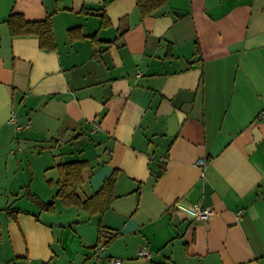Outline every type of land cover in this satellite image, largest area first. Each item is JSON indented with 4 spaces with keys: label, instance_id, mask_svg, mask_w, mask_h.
Instances as JSON below:
<instances>
[{
    "label": "crops",
    "instance_id": "1",
    "mask_svg": "<svg viewBox=\"0 0 264 264\" xmlns=\"http://www.w3.org/2000/svg\"><path fill=\"white\" fill-rule=\"evenodd\" d=\"M99 8L108 26L84 12ZM11 13L48 17L55 50L11 36ZM263 111L264 0H168L144 17L135 0H0V264H264ZM79 160L81 199L119 170L102 214L55 197V165ZM27 189L54 191L53 211Z\"/></svg>",
    "mask_w": 264,
    "mask_h": 264
},
{
    "label": "trees",
    "instance_id": "2",
    "mask_svg": "<svg viewBox=\"0 0 264 264\" xmlns=\"http://www.w3.org/2000/svg\"><path fill=\"white\" fill-rule=\"evenodd\" d=\"M168 0H135L136 8L141 17L151 16L161 9ZM86 13H93L100 18V26H108L109 19L105 14L104 8L84 10ZM9 34L15 36H36L38 38L39 47L46 51H53L56 44L52 34L51 22L49 18L43 20H26L21 13H11L6 19ZM122 33L119 32L118 36ZM69 40L85 38L80 28H72L68 30ZM93 42H99L95 35L90 36ZM108 42V41H106ZM198 46V45H197ZM198 51V47H196ZM89 167L85 160L61 162L55 165L57 169V179L53 182L56 186L55 197L59 199L64 206H75L82 209L89 215L102 214L111 205L115 199V185L119 175V170L113 169L106 176L101 186L89 197L81 199L77 195V190L83 183V170ZM26 197L32 201L40 210L53 211L54 203L52 201L45 202L37 195L28 191L25 192ZM6 212L12 216L16 209L6 208ZM13 217V216H12ZM101 226L98 225L97 236L100 238ZM113 237H110L106 243H110Z\"/></svg>",
    "mask_w": 264,
    "mask_h": 264
},
{
    "label": "built area",
    "instance_id": "3",
    "mask_svg": "<svg viewBox=\"0 0 264 264\" xmlns=\"http://www.w3.org/2000/svg\"><path fill=\"white\" fill-rule=\"evenodd\" d=\"M261 116H264V111L260 113ZM91 129L92 131H96L99 128V119L98 117L93 118L90 121ZM207 161L206 159L202 158L198 160V165L200 167H204L206 165ZM186 215L191 217L192 219H205L208 217L211 213V211L206 207L203 208L200 205L197 204H181L179 207ZM242 213V210L238 211V215ZM104 248V245L99 243L95 246L96 252H101ZM139 256H149L150 252L147 248H142L138 251ZM111 264H119L121 262L120 259L112 257L108 260Z\"/></svg>",
    "mask_w": 264,
    "mask_h": 264
},
{
    "label": "rangeland",
    "instance_id": "4",
    "mask_svg": "<svg viewBox=\"0 0 264 264\" xmlns=\"http://www.w3.org/2000/svg\"><path fill=\"white\" fill-rule=\"evenodd\" d=\"M40 180H42V179H40ZM36 184H37V185H40L39 181H37ZM53 190L55 191V188H53ZM54 191H53L52 193H51V192L44 191V192H45V193H43V194H44L43 196H44V198H45L44 200H45V201H50V200H52V197H53V195H54ZM26 207H29V208H30V207H32V206H31V204H28V205H26Z\"/></svg>",
    "mask_w": 264,
    "mask_h": 264
},
{
    "label": "water",
    "instance_id": "5",
    "mask_svg": "<svg viewBox=\"0 0 264 264\" xmlns=\"http://www.w3.org/2000/svg\"><path fill=\"white\" fill-rule=\"evenodd\" d=\"M178 12H179V11H175V13H176L177 15H179Z\"/></svg>",
    "mask_w": 264,
    "mask_h": 264
}]
</instances>
